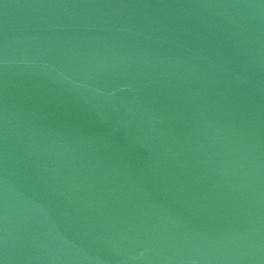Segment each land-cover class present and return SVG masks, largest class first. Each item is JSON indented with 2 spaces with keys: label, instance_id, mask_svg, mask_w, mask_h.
<instances>
[{
  "label": "water",
  "instance_id": "95a60500",
  "mask_svg": "<svg viewBox=\"0 0 264 264\" xmlns=\"http://www.w3.org/2000/svg\"><path fill=\"white\" fill-rule=\"evenodd\" d=\"M0 264H264V0H0Z\"/></svg>",
  "mask_w": 264,
  "mask_h": 264
}]
</instances>
